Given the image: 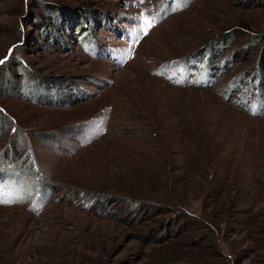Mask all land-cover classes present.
<instances>
[{
  "label": "rangeland",
  "instance_id": "obj_1",
  "mask_svg": "<svg viewBox=\"0 0 264 264\" xmlns=\"http://www.w3.org/2000/svg\"><path fill=\"white\" fill-rule=\"evenodd\" d=\"M258 62L264 0H0V264H264Z\"/></svg>",
  "mask_w": 264,
  "mask_h": 264
},
{
  "label": "trees",
  "instance_id": "obj_2",
  "mask_svg": "<svg viewBox=\"0 0 264 264\" xmlns=\"http://www.w3.org/2000/svg\"><path fill=\"white\" fill-rule=\"evenodd\" d=\"M42 8H43V10H45L47 12V14H50V15L51 14H55V15L58 14V9L56 7H54V6L53 7L51 6L50 8H47V6H44ZM102 14L106 15L104 12H102ZM91 17H92L93 21L97 22V19L94 16H91ZM43 19H45L46 22H49V20L47 21V19L45 17ZM52 30H54V29H52ZM54 32L57 33V30H55ZM226 34L227 33H222L218 40L220 42H223V41L225 42ZM58 35H60V34H58ZM91 35H93L92 32H91V29L90 28L88 29L87 27H83V31L78 34V38L77 39L79 40V42H81L83 37L84 38L85 37H90ZM216 43L217 42H210V44H206L204 46V48H201L199 50V52L198 51L194 52L195 54L201 56L202 60H204V61L207 60L206 64L207 65L209 64L210 65V69H211V71H209L210 75L211 74H213V75L216 74L215 73V69H214L215 64L213 63L214 62V58L212 57L213 54H215V45L214 44H216ZM101 46H104V45H97L98 48H101ZM93 53L98 54L99 53V49H97V51H95ZM107 54L110 56L109 53H107ZM180 58H183V57H180ZM213 75L207 76V79L205 81H208V82L211 83L213 78H215ZM247 77H249L251 79V83H249V85L246 86L245 92H243L242 99L239 101V103H241V104L245 103V104H247L249 106V104L251 103L250 101L255 100L256 102L258 101L259 104H260V101H261L260 97L264 98V64L258 62L254 66V68H252L250 73L244 72V74L242 75V79H246ZM254 80H256V84L253 82ZM262 107L263 106H261V108ZM249 108H250V106H249ZM261 108L259 107L258 109H254V110H252V112L257 114V113L261 112L260 111ZM2 171H3V176H4V174L8 173L10 171V169L7 168V167L2 166ZM21 175L23 176L24 174L21 173ZM29 175L35 177V182H36V186H37V189H38V198L40 200H42V201H45L46 199H48V194H49V189H50L49 184L46 183L44 181V179L39 176V173L35 172L34 170H33V172L31 171V173ZM37 175H38V179L36 177Z\"/></svg>",
  "mask_w": 264,
  "mask_h": 264
},
{
  "label": "snow or ice",
  "instance_id": "obj_3",
  "mask_svg": "<svg viewBox=\"0 0 264 264\" xmlns=\"http://www.w3.org/2000/svg\"><path fill=\"white\" fill-rule=\"evenodd\" d=\"M143 17V31L144 34L146 35L148 30L154 26V24L157 22V16H144V14H141ZM0 202H16L14 200H5V199H0Z\"/></svg>",
  "mask_w": 264,
  "mask_h": 264
}]
</instances>
